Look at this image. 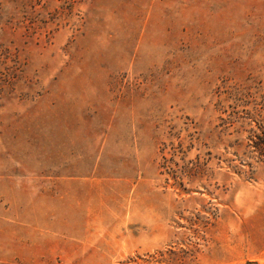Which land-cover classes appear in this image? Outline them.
I'll use <instances>...</instances> for the list:
<instances>
[{"label": "rangeland", "instance_id": "rangeland-1", "mask_svg": "<svg viewBox=\"0 0 264 264\" xmlns=\"http://www.w3.org/2000/svg\"><path fill=\"white\" fill-rule=\"evenodd\" d=\"M264 0H0V264H264Z\"/></svg>", "mask_w": 264, "mask_h": 264}, {"label": "trees", "instance_id": "trees-1", "mask_svg": "<svg viewBox=\"0 0 264 264\" xmlns=\"http://www.w3.org/2000/svg\"><path fill=\"white\" fill-rule=\"evenodd\" d=\"M259 132H254L249 138V146L253 148L252 152L256 153L258 159H264V118L259 117L256 121Z\"/></svg>", "mask_w": 264, "mask_h": 264}]
</instances>
